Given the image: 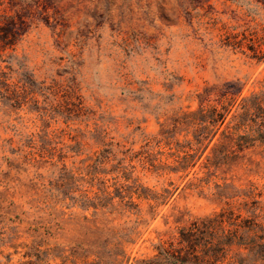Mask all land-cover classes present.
Here are the masks:
<instances>
[{
  "label": "rangeland",
  "instance_id": "374dc122",
  "mask_svg": "<svg viewBox=\"0 0 264 264\" xmlns=\"http://www.w3.org/2000/svg\"><path fill=\"white\" fill-rule=\"evenodd\" d=\"M0 15L24 22L15 44L0 47V80L8 85L0 90V217L17 220L20 236L8 239L0 224V264H16L32 239L71 247L136 222V244L126 250L147 253L174 230L176 218L184 224L218 208L185 188L181 174L144 172L136 161L142 183L172 192L154 217L146 204L140 216L67 208L60 187L50 193L42 184L59 181L61 152L68 168L77 167L104 148L101 142L162 151L158 158L170 164L168 147L155 141L145 147L148 138L159 140L172 118L200 100L212 102L230 84L245 94L264 79V61L218 47L224 32L263 18L264 0H0ZM99 133L105 138L96 139ZM184 134L176 136L181 143L190 138ZM41 146L53 157L35 154L34 166L23 163V155ZM263 173L261 156L250 152L227 177L244 184L261 181ZM34 221L49 235L27 237Z\"/></svg>",
  "mask_w": 264,
  "mask_h": 264
},
{
  "label": "trees",
  "instance_id": "16d2710c",
  "mask_svg": "<svg viewBox=\"0 0 264 264\" xmlns=\"http://www.w3.org/2000/svg\"><path fill=\"white\" fill-rule=\"evenodd\" d=\"M252 21V26L224 32L218 47L264 61V16L259 22ZM23 29L24 22L19 18L0 15V47H12ZM7 87L6 81L0 80V90L7 91ZM181 132L190 136L182 143L176 139ZM159 135V140L148 138L145 147L151 141L163 142L168 147L170 164L158 158L163 156L162 151L132 152L121 150L119 143L101 142L104 148L77 167L68 168L61 152L60 184L49 181V188L44 184L42 187L50 193L60 187V204L68 201L67 208L91 211L92 215L140 216V205L146 204V212L154 217L172 192L142 183L136 175V161L144 172L181 174L188 180L185 188L209 197L217 204L216 210L184 224L176 218L174 230L165 232V238L159 237L147 253L133 255L126 250V245L136 244V222L135 226H120L71 247H46L43 240L32 239L23 245L26 250L16 264H264V173L261 181L248 180L244 184L227 177L231 167L247 153L259 154L264 162V79L245 94L230 84L217 92L212 102L200 100L195 110L172 118ZM99 137L105 138L100 133L96 139ZM28 147L35 148L32 138ZM35 154L41 159L54 155L41 146L37 153L30 150L23 155V163L34 166L38 162ZM2 219L1 229L7 227L8 239L19 238V227L13 225L17 220ZM30 225L33 227H28L31 232L27 237L40 235L41 231L50 233L41 222ZM10 247L17 250L13 244Z\"/></svg>",
  "mask_w": 264,
  "mask_h": 264
}]
</instances>
